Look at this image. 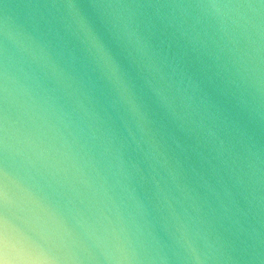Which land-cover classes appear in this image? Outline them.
<instances>
[{
	"label": "water",
	"instance_id": "obj_1",
	"mask_svg": "<svg viewBox=\"0 0 264 264\" xmlns=\"http://www.w3.org/2000/svg\"><path fill=\"white\" fill-rule=\"evenodd\" d=\"M0 264H264V0H0Z\"/></svg>",
	"mask_w": 264,
	"mask_h": 264
}]
</instances>
